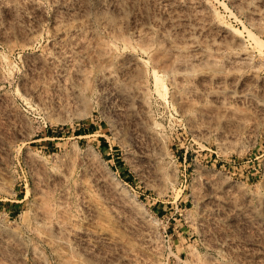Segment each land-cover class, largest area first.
<instances>
[{
    "label": "rangeland",
    "instance_id": "1",
    "mask_svg": "<svg viewBox=\"0 0 264 264\" xmlns=\"http://www.w3.org/2000/svg\"><path fill=\"white\" fill-rule=\"evenodd\" d=\"M0 264H264V0H0Z\"/></svg>",
    "mask_w": 264,
    "mask_h": 264
},
{
    "label": "trees",
    "instance_id": "2",
    "mask_svg": "<svg viewBox=\"0 0 264 264\" xmlns=\"http://www.w3.org/2000/svg\"><path fill=\"white\" fill-rule=\"evenodd\" d=\"M77 134H82V132L80 131V132H78ZM103 140H104V143H103V144H105L106 141H105V139H103Z\"/></svg>",
    "mask_w": 264,
    "mask_h": 264
},
{
    "label": "bare ground",
    "instance_id": "3",
    "mask_svg": "<svg viewBox=\"0 0 264 264\" xmlns=\"http://www.w3.org/2000/svg\"><path fill=\"white\" fill-rule=\"evenodd\" d=\"M228 26V25H227ZM228 27H230V26H228ZM227 28V27H226ZM218 199V198H217Z\"/></svg>",
    "mask_w": 264,
    "mask_h": 264
}]
</instances>
